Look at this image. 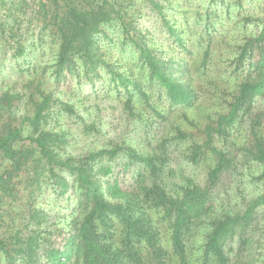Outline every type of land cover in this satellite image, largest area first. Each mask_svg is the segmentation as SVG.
Instances as JSON below:
<instances>
[{"label":"trees","instance_id":"trees-1","mask_svg":"<svg viewBox=\"0 0 264 264\" xmlns=\"http://www.w3.org/2000/svg\"><path fill=\"white\" fill-rule=\"evenodd\" d=\"M143 5L160 16L169 42L143 26ZM21 7H9L15 23ZM40 7L36 39L15 40L22 86L0 88V264H239L264 192L242 211L222 206L219 193L243 161L264 180V0L257 17L243 12V2L210 0L197 43L160 0H46ZM233 13L245 28L229 39ZM9 26L1 18L5 43L16 35ZM106 37L122 59L108 56ZM68 78L75 88H64ZM86 80L142 121L141 139L109 134L85 152L69 151L72 131L62 121L83 115ZM84 127L101 131L95 120ZM175 150L208 168L205 184L174 182ZM47 191L72 200L73 226L61 242L45 226L49 213L39 199Z\"/></svg>","mask_w":264,"mask_h":264},{"label":"rangeland","instance_id":"rangeland-1","mask_svg":"<svg viewBox=\"0 0 264 264\" xmlns=\"http://www.w3.org/2000/svg\"><path fill=\"white\" fill-rule=\"evenodd\" d=\"M18 1L22 2V7L18 10V14L16 13L19 17V21L15 23L12 18V10L9 9V7L12 3L16 4ZM45 1L46 0H0V21L1 18L8 20L10 24L9 27H12L16 34L8 43H5L3 39L4 37H0V88L2 86H6L7 84H10L13 89H18L22 86L23 80L20 78V80L18 79V64L22 62V60L17 59L14 56V46L18 40L26 39L27 44L31 45L32 41L36 39L43 25L42 18L38 14V11L41 8V3ZM160 1L168 6V12H172L173 16L177 15L178 20L180 22L182 21L181 24H184H182V26L187 28V32H190L189 34L193 36L195 43H197L196 40H199V36L203 28V20H200L201 18L199 15L203 14L205 5L210 0ZM235 1L243 2L244 6L246 5V7H243L242 9L243 12H246L247 10V13L253 15L254 17H257L262 12V0ZM141 12L143 14L141 17L143 26L149 27L151 30L158 28L155 34H159V37L163 38L160 42H169L168 39H165L168 37V34L160 33L163 26L160 16L150 10L146 5H143V10L140 11L139 14ZM182 15L189 16V21L187 23L181 18L183 17ZM239 20L240 19L236 16V13H233L232 20L229 19L225 23L227 24L225 28L229 31V39L233 38V36H237L238 33H241L243 28H245V22L243 20ZM250 28L251 24L249 25V29ZM9 34V32L6 33L5 38ZM107 39L109 38L106 37L102 44L105 47L108 56L113 60H118V58L122 59L123 57L120 48L111 45ZM199 44L200 43H198V46L194 44L196 45V49L198 47V55H196V57H200ZM222 46L226 47V44L223 43ZM222 46H218L220 51L222 50ZM50 49L51 47L49 45H45V53L47 55L43 56V59L47 60L50 57ZM125 53V58L130 55L129 52ZM218 56L219 54L216 58H218ZM204 83H206V81H204ZM68 84H71L70 78H68L64 83V88L73 87V85L68 86ZM83 86L87 89L86 92H89L91 95L89 100H84V104L80 105L79 103V113L83 112V115L66 116L63 117L62 121L67 126V129H71L72 131L69 136L71 142L68 144L70 152L74 154L85 152L91 147V145H99L102 141L101 139L104 136H109V134L110 136L115 137L128 132L137 134L139 139H141L143 136V128L145 127L138 117H128V115L122 110V103L108 99L105 89L100 86L99 82L96 83L94 89H91V84L88 80L85 81ZM72 97L75 99L74 96ZM65 98H68V96ZM211 102L212 100H209V102L205 103L210 104ZM87 107L92 108L93 112L88 113L85 110ZM83 118L85 119L83 120ZM94 120L98 127H101V131L96 130L95 132H92V134H88V132L84 129V121L91 122ZM157 128L158 127L156 125L153 131L155 132ZM171 158V166L174 168V182H181L189 178L199 184H205L208 170L206 166L201 163L196 164L189 162L184 158L179 150H175L172 153ZM242 164L243 166L239 164L238 167L235 168L234 172L226 179L225 184L220 188L219 193L222 206L238 211L243 210L245 202L254 194L264 192V180L260 181L256 178V176L260 174L261 170L255 169L252 173H250L247 167L248 163L243 161ZM121 178L126 179V183L132 182V179L129 177L127 172H122ZM71 196H73V193H71ZM39 200L42 208L49 213L45 226L49 229H56L53 237L56 238L57 241H63L65 234L69 228L73 226L74 222V209L71 206L72 200L67 196L57 197L56 193L52 191L51 193L49 191L43 193ZM25 201H27L26 198H24L22 202L24 207L26 206ZM248 233V237H250L251 242V247L249 248L250 250L243 252L241 256L238 255L236 259H238L239 264H264V208H261L256 214L254 227L252 231H249Z\"/></svg>","mask_w":264,"mask_h":264}]
</instances>
